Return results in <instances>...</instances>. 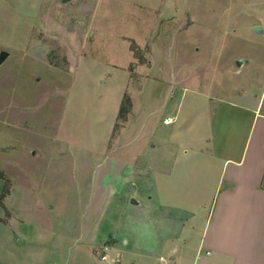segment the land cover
<instances>
[{
	"label": "rangeland",
	"instance_id": "374dc122",
	"mask_svg": "<svg viewBox=\"0 0 264 264\" xmlns=\"http://www.w3.org/2000/svg\"><path fill=\"white\" fill-rule=\"evenodd\" d=\"M255 25L264 0H0V264H73L101 162L264 102Z\"/></svg>",
	"mask_w": 264,
	"mask_h": 264
},
{
	"label": "crops",
	"instance_id": "0c3cea01",
	"mask_svg": "<svg viewBox=\"0 0 264 264\" xmlns=\"http://www.w3.org/2000/svg\"><path fill=\"white\" fill-rule=\"evenodd\" d=\"M206 98L207 125L153 146L165 155L100 163L73 264H264L262 95L218 99L213 111Z\"/></svg>",
	"mask_w": 264,
	"mask_h": 264
},
{
	"label": "water",
	"instance_id": "95a60500",
	"mask_svg": "<svg viewBox=\"0 0 264 264\" xmlns=\"http://www.w3.org/2000/svg\"><path fill=\"white\" fill-rule=\"evenodd\" d=\"M64 2H67L69 0H63ZM253 31L257 34H262L264 32L263 28L259 25L253 26ZM10 53L7 50H1L0 51V65L9 57ZM242 64V60H237L236 65L240 66ZM131 203H136V200L134 198L131 199ZM174 261L171 260L169 264H173Z\"/></svg>",
	"mask_w": 264,
	"mask_h": 264
},
{
	"label": "built area",
	"instance_id": "2783aa9c",
	"mask_svg": "<svg viewBox=\"0 0 264 264\" xmlns=\"http://www.w3.org/2000/svg\"><path fill=\"white\" fill-rule=\"evenodd\" d=\"M173 121V118L171 116H167L166 118H164V123L169 124ZM106 250L107 247L104 246L103 250L101 252H99V255L101 257L102 260L106 259Z\"/></svg>",
	"mask_w": 264,
	"mask_h": 264
}]
</instances>
